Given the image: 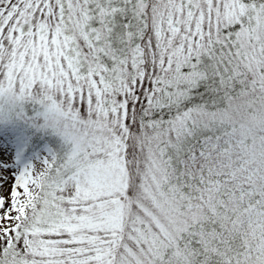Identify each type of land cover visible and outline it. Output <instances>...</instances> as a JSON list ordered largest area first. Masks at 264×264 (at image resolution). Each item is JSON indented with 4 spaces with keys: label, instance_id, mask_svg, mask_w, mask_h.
<instances>
[{
    "label": "snow or ice",
    "instance_id": "6c2138e0",
    "mask_svg": "<svg viewBox=\"0 0 264 264\" xmlns=\"http://www.w3.org/2000/svg\"><path fill=\"white\" fill-rule=\"evenodd\" d=\"M0 100L66 145L0 264H264V0H0Z\"/></svg>",
    "mask_w": 264,
    "mask_h": 264
},
{
    "label": "trees",
    "instance_id": "16d2710c",
    "mask_svg": "<svg viewBox=\"0 0 264 264\" xmlns=\"http://www.w3.org/2000/svg\"><path fill=\"white\" fill-rule=\"evenodd\" d=\"M23 111V117L19 115ZM42 109L38 105L24 103L22 105H10L5 100H0V141L7 137L18 136L24 145L25 153H32V164L38 163L42 158H49L52 154H61L66 150L64 142H60L58 135L48 126L43 118L34 115ZM37 118L34 125L29 124L26 119ZM19 118H22L20 120ZM25 119V120H24ZM47 151L44 152V148Z\"/></svg>",
    "mask_w": 264,
    "mask_h": 264
},
{
    "label": "rangeland",
    "instance_id": "374dc122",
    "mask_svg": "<svg viewBox=\"0 0 264 264\" xmlns=\"http://www.w3.org/2000/svg\"><path fill=\"white\" fill-rule=\"evenodd\" d=\"M6 103L10 104L8 101H6ZM10 105H14V104H10ZM41 113L42 112L40 111L34 116L37 118L45 119ZM19 116L23 117V111ZM35 117L34 118L30 117L29 119H26V121L29 124L34 125L35 120L37 119ZM19 119L22 120V118ZM58 137L60 142H62L63 141L62 138L59 135ZM43 148H44V152H46L47 148L45 146ZM33 156L34 155L32 153H25L24 145L20 141L19 137L16 135L7 137L3 142L0 141V167H5L6 169V171L0 169V175L7 177V183L3 185V195L5 197L9 196L11 186L14 183L12 173L18 172L22 170L24 167L28 166L29 164H32Z\"/></svg>",
    "mask_w": 264,
    "mask_h": 264
}]
</instances>
